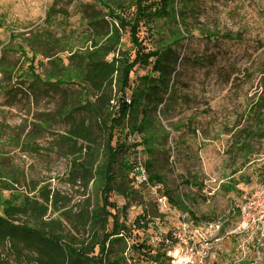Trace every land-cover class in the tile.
Here are the masks:
<instances>
[{
  "label": "trees",
  "instance_id": "16d2710c",
  "mask_svg": "<svg viewBox=\"0 0 264 264\" xmlns=\"http://www.w3.org/2000/svg\"><path fill=\"white\" fill-rule=\"evenodd\" d=\"M73 1L54 0L44 26L24 38L32 53L24 76L32 79L33 95L37 97L49 88L61 90L63 95L57 117L41 114L44 117L33 122L34 127L20 144L24 150L37 152L38 132L53 131L54 125L63 123L66 130L53 135L58 137L53 145L71 161L69 184L86 194L77 212L62 211L70 199L47 185L28 181L24 170L7 168L0 156V264H130V250L149 263L171 264L168 251L175 239L170 232L163 238L170 243L168 247L153 249L144 242L134 243L126 255L130 232L120 218L127 207L122 211L111 195L116 193L126 200L136 195L139 164L147 174V180L141 183L166 185L157 152L159 146L167 145L169 132L160 117H166L173 96V73L184 59L177 51L186 38L179 29L186 25L183 10L177 0H131L128 4L123 0H93L96 3L82 6L81 26L67 30L57 24L64 27L57 36L51 27L57 16L69 20ZM160 19L174 22L177 32L172 30L168 40L148 48L140 35L142 28L149 31ZM125 33L131 50L123 44ZM224 38L235 36L228 33ZM37 56L46 59L39 60V66L50 65L44 78L35 70ZM137 66H151L152 72L133 78ZM0 72L8 75L12 69L1 64ZM262 82V94L247 115L252 124L239 131L246 139L238 146L241 152L250 148L248 139H264V71ZM138 135L140 141L135 138ZM139 147L147 156L144 164L131 159L139 154ZM182 182L203 187L192 176ZM235 184L228 182L222 187L231 191ZM163 195L172 206L187 212L192 221H211L190 210L185 197L177 198L169 188H164ZM56 213L60 215L49 217ZM149 221L146 214H141L134 226L147 229ZM67 223L74 230L68 229Z\"/></svg>",
  "mask_w": 264,
  "mask_h": 264
},
{
  "label": "rangeland",
  "instance_id": "374dc122",
  "mask_svg": "<svg viewBox=\"0 0 264 264\" xmlns=\"http://www.w3.org/2000/svg\"><path fill=\"white\" fill-rule=\"evenodd\" d=\"M177 1L186 22L179 29L186 38L177 48L184 59L179 61L173 73L171 104L166 117H160L169 132L167 145L159 146L157 152L163 162L161 169L166 185L151 186L136 180L134 187L137 193L130 200L116 193L111 195V200L122 211L127 207L120 222H124L130 232L126 238L128 247L141 242L153 249L168 247L170 243L163 240L164 236L179 226L181 214L190 216L172 206L163 195L166 187L177 198L185 197L189 209L202 219L223 221L225 232L234 226L237 219L230 215L231 205L264 183V139H248L250 148L242 152L238 150L239 144L246 142L239 131L252 124L247 115L263 91L264 0ZM53 3L54 0H0V65L12 69L8 75L0 72V156L7 168L24 170L28 181L47 185L70 199L67 209L61 207V210L74 214L78 204L83 203L86 192L69 184L71 161L53 145L58 138L53 135L65 132V125L58 123L53 131H39L35 139L39 146L37 152L24 150L20 144L34 127L33 122L44 117L41 114L51 113L57 117L56 110L62 103L61 90L49 88L37 97L33 95L32 79L24 76L32 58L24 38L44 26ZM87 3L96 1L74 0L69 7V20L64 21L57 16L51 27L53 32L60 35L64 28L60 26H66L67 30L79 28L83 22L82 6ZM172 30L177 32L174 22L160 19L149 31L143 27L140 35L152 49L161 40H168ZM228 33L235 39L224 38ZM123 44L125 48L132 49L127 33ZM39 60L46 59L37 56L34 62L36 72L44 78L50 65L39 66ZM148 72H152L151 66H137L132 76L136 78ZM20 78L24 81H19ZM10 91L12 93L7 94ZM161 106L155 113L158 116ZM135 138L140 141L141 137ZM138 150L139 154L131 159L144 164L147 156L142 147ZM136 158L138 160L135 161ZM191 176L203 183L202 189L182 182ZM228 182L236 183V188L231 191L223 189L222 186ZM22 189L26 191L19 187ZM2 193L9 195L8 191ZM163 197L167 200L165 204L161 202ZM93 199L96 200L94 196ZM141 214H146L150 221L147 229L138 230L134 220ZM59 215L49 214V217ZM67 228L74 230L72 224L67 223ZM219 247L214 248V264H231L239 254L236 240L226 239ZM129 255L132 256L130 264H150L133 250ZM205 264H209L208 261Z\"/></svg>",
  "mask_w": 264,
  "mask_h": 264
},
{
  "label": "built area",
  "instance_id": "2783aa9c",
  "mask_svg": "<svg viewBox=\"0 0 264 264\" xmlns=\"http://www.w3.org/2000/svg\"><path fill=\"white\" fill-rule=\"evenodd\" d=\"M137 181L147 180L144 167L139 164ZM163 197L161 202L166 203ZM230 215L236 216L234 226L223 232L221 220L192 221L187 214L179 216V226L172 237L177 245L168 251L171 264H214L216 250L226 239L236 240L239 254L231 264H264V183L252 194L245 195L231 205ZM230 220V217H227ZM183 252H182V250ZM220 249V247H219ZM129 247L127 249L128 254ZM157 264V262H150Z\"/></svg>",
  "mask_w": 264,
  "mask_h": 264
}]
</instances>
